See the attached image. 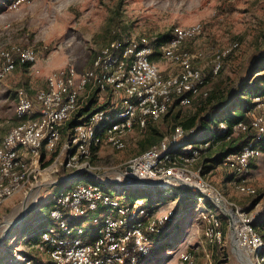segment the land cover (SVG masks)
<instances>
[{
	"label": "built area",
	"instance_id": "obj_1",
	"mask_svg": "<svg viewBox=\"0 0 264 264\" xmlns=\"http://www.w3.org/2000/svg\"><path fill=\"white\" fill-rule=\"evenodd\" d=\"M31 1L12 0L5 9L17 11ZM201 34V25L195 23L175 27L171 38L160 44H153L143 35L121 37L103 46L84 72L78 74L68 66L52 71L45 87L33 94L23 89L17 91L14 111L21 121L0 144V209L11 197L44 181L45 175L56 177L48 184H56L73 173L77 176L71 182L87 180L73 187H61L49 202L48 219L53 225L41 232L35 247L48 257L49 264H144L151 256L155 239L175 214L174 208L165 211L160 206L148 207L142 198L121 199L119 196L125 190H132L128 186L135 179L164 184L153 189L186 188L194 194L198 217L204 225L203 239L210 248L204 251L203 264H214L213 249L224 243L219 213L207 203L216 201L227 210L243 264H264V240L253 226L257 213L224 200L207 181L201 167H196L210 142L200 143L197 148L181 144L184 131L176 126L157 145L131 157L112 180L104 178L99 168L91 164L93 155L103 146L125 149V137L132 130L158 122L175 100L186 106L192 98L208 95L206 75L195 65L202 52H190L185 47ZM237 47L238 43H232L213 55L211 77L220 73L223 60ZM155 55L173 66L174 71L163 73ZM36 61L37 53L32 47L11 46L0 51V80L17 65H32ZM95 91L112 94L116 100L67 128ZM253 102L254 107L246 113L248 123H237L232 134L250 128L257 133V144L264 139V95L255 97ZM219 127L225 130L226 124L221 122ZM259 157H264V148L251 144L227 154L220 163L221 168L234 174V188L241 196L257 194L244 176L250 163ZM128 166L131 171H127ZM61 172L66 175L58 178ZM111 190L116 196L111 195ZM100 208L102 213L95 215ZM88 217L90 226L76 223ZM13 255L19 261L15 264H34L20 252L14 251ZM175 256L180 264H195L191 250L178 251Z\"/></svg>",
	"mask_w": 264,
	"mask_h": 264
},
{
	"label": "rangeland",
	"instance_id": "obj_2",
	"mask_svg": "<svg viewBox=\"0 0 264 264\" xmlns=\"http://www.w3.org/2000/svg\"><path fill=\"white\" fill-rule=\"evenodd\" d=\"M195 23L201 25L202 34L188 42L186 49L202 52L199 65L208 80V90L230 89L252 77L251 62L264 48V0H32L17 11L9 12L2 7L0 51L11 46L32 47L37 53V61L30 66L17 65L14 71L0 80V144L6 133L21 121L14 111L19 89L33 94L44 88L46 78L52 71L68 66L75 68L78 74L84 72L90 68L97 52L117 36L143 35L152 40L162 34L172 35L175 27H187ZM232 43H238V47L223 60L220 73L211 77L209 67L213 55ZM155 57L163 73L174 71L173 66L157 55ZM112 100H116L112 94L99 96L100 103L108 101V104ZM173 104L168 114L153 124L164 136L170 134L176 125V116L179 119L190 116L198 102L194 99L189 105L183 106L179 100H175ZM144 136L135 128L125 137V149L118 151L103 146L93 155L92 166L99 168L104 178L114 179L126 166V162L140 153L139 142ZM206 156L207 151L201 153L196 167H202L203 157ZM46 160H49L48 156ZM202 173L223 195L224 200L235 202L255 213H260L264 208V157L254 159L244 176L248 184L255 188V196L239 195L234 185L229 183L232 172L218 165H212L211 169L205 172L202 170ZM62 175L66 174L61 172L58 178H62ZM45 176L44 181L11 197L1 207L0 263L15 264L19 261L13 255L14 251L30 250L28 232L33 228V222L48 212L49 202L61 187L87 183L85 179H78L61 185L48 184L56 177L51 174ZM150 189L128 191L119 197L128 200L140 197L148 201L156 195L162 203V210L175 207L171 203L174 197L168 198L163 193L164 189ZM110 192L116 196L115 191ZM212 209L219 213L224 234L223 245L213 249L214 264H243L235 254L230 240L229 218L217 207ZM180 211L183 213L171 220L166 228L177 219V228L195 234L190 238L193 243L199 241L197 232L204 225L198 217L199 209L194 200L182 203ZM18 220L21 221L11 224ZM181 248L183 244L176 242L166 253H151L144 264H166L168 261L180 264L175 254ZM209 249L204 245V249L191 250L196 258L195 264H203L204 251Z\"/></svg>",
	"mask_w": 264,
	"mask_h": 264
},
{
	"label": "trees",
	"instance_id": "obj_3",
	"mask_svg": "<svg viewBox=\"0 0 264 264\" xmlns=\"http://www.w3.org/2000/svg\"><path fill=\"white\" fill-rule=\"evenodd\" d=\"M11 1L12 0H0V10L4 7V5ZM170 38V33L162 34L157 36L154 40L152 39V43H164ZM116 39H119L118 36ZM23 66H30V64H25ZM250 75H252V77L246 78L245 80L235 84L230 89L227 88L226 90L221 91L213 89L209 90L208 95L204 98L196 97L198 98V104L193 114L180 119L176 116V125L173 126L172 130L176 126H180L184 131V136L180 139L179 143L184 145L191 144L193 145V148H197V145L203 142L211 143V145L205 150L207 151L208 156L203 157L201 167L203 172L211 169L212 165L220 166L223 157L227 154L237 153L251 144L264 148V139L259 140L258 143L255 144L257 133L250 128H247V130L241 131L235 135L232 134L233 127L237 123H248L249 120L246 113L254 107L255 104L253 99L257 96L264 95V48H262V51L258 56L253 58L251 62ZM107 105V102H99L98 91L93 92L86 104L79 109L78 113L67 123V128L73 127L79 122V119L85 120L91 113L104 109ZM173 105L169 108V110L173 107ZM168 112L164 116H166ZM221 122L226 124L225 130L219 127ZM153 124L154 123H148L144 128L145 136L142 138V141L139 142L140 153L157 145L167 136H164L163 133L154 128ZM227 137L229 138L226 139ZM61 177H65V175H62ZM133 190L136 189L125 190V193L127 194L128 191ZM152 190L155 189H150L149 191ZM156 190L161 191L163 189ZM163 193L167 194L169 196L168 198H180L177 205L173 209V213L175 214L173 219H175V217L180 213L179 208L182 203L188 202L189 200L192 202L194 200L195 202L194 194L186 188H179L171 191L163 190ZM158 203H161V201L156 195L152 196L150 200L144 202V204L148 207H155ZM207 203L209 206L214 208L210 202ZM47 220H49L48 213L43 216L42 223H46ZM253 226L260 234L262 240H264V208H262L260 213H257L255 220L253 221ZM43 230V228H40L39 232H42ZM31 231H29L28 235L31 234L33 237L35 234H32ZM172 247L173 244L171 243L164 244L162 246L152 248L151 253H164ZM20 253L30 258L26 252Z\"/></svg>",
	"mask_w": 264,
	"mask_h": 264
},
{
	"label": "crops",
	"instance_id": "obj_4",
	"mask_svg": "<svg viewBox=\"0 0 264 264\" xmlns=\"http://www.w3.org/2000/svg\"><path fill=\"white\" fill-rule=\"evenodd\" d=\"M4 8H5V5H4ZM188 44L189 43H186L185 44V47H187ZM200 59L195 62V65L196 66H199L200 67V65H199L200 64L199 63ZM45 85H46V82L44 84V87H45ZM100 95L101 96H104L105 94H99V96ZM194 99H198V98H192L191 100H194ZM104 102H108V101H104ZM109 103H108V105H109ZM136 129H138V128H136ZM139 131H141L144 134V129L139 130ZM231 174H232V178H231V180H229V183L232 184V185H234L235 182H236V179H235L234 174L233 173H231ZM179 199L178 198L172 199L171 200L172 201L171 203H174L173 205L176 206L177 205V202L179 201ZM160 204H162V203H158L156 206H160ZM170 205H172V204H170ZM172 207H174V206H172ZM102 211H103V209L100 208L99 211L95 213V215L101 214ZM181 213H183V211H180V213L178 215L180 216ZM90 220H91V217H88V218H85V219H79V220L76 221V223L77 224H80V223L85 224V222H88L87 223V226H90V224H91L90 223ZM42 221H43V216L40 219H38L37 221H34L33 222L34 223L33 224V228H31V229L34 232H32L31 229H30V231H31L32 234H35V235L32 237L31 234H29V236H28V244L31 246V248H30L29 251H25L26 254L29 255L30 259L34 262V264H49L50 263V260L48 259V257H46L45 255L39 253L36 250V248H35L36 245L40 242L41 232H39V229L40 228L45 229V228L53 225V223L50 220H47L46 223H42ZM178 225H179V223H178V220L176 219L173 222V224L169 225L166 228V230H164V232L159 237H157L155 239V243H154L153 248H156L157 246H162L164 244H169V243L173 244V246H174V244L176 242H179L180 245L183 244V248H181L179 251L192 250V249L198 250L199 248L204 249V245H206V243H205V240L203 239L202 230H200L199 232H197V235H198V237H199L200 240L193 243L190 240V238L193 237L195 234H192V233H189L188 234V231H186V230H184V231L179 230L177 228Z\"/></svg>",
	"mask_w": 264,
	"mask_h": 264
},
{
	"label": "water",
	"instance_id": "obj_5",
	"mask_svg": "<svg viewBox=\"0 0 264 264\" xmlns=\"http://www.w3.org/2000/svg\"><path fill=\"white\" fill-rule=\"evenodd\" d=\"M131 166H128L127 167V171H131ZM76 176H77V173H73L71 174L70 176L60 180L59 182H57L56 184H65V183H68V182H71L73 181L74 179H76ZM164 184L162 182H157V183H151V182H147V181H142V180H134L133 184L129 185L128 188L130 189H145V188H157L159 186H163ZM214 202V201H213ZM214 206L217 207L223 214L227 215L228 216V213H227V210L224 206V204L222 205H218L216 203H214ZM21 220H18V221H15L13 222L14 223H18L20 222ZM230 230H231V234H230V240L231 242L233 243V240H234V234L232 232V227H230ZM233 247H234V252L235 254L239 257L240 260H243V254L242 252L239 250L238 247L235 246V244H233ZM246 260H248L246 258Z\"/></svg>",
	"mask_w": 264,
	"mask_h": 264
},
{
	"label": "bare ground",
	"instance_id": "obj_6",
	"mask_svg": "<svg viewBox=\"0 0 264 264\" xmlns=\"http://www.w3.org/2000/svg\"><path fill=\"white\" fill-rule=\"evenodd\" d=\"M216 203H218V205H221L222 204V203L217 202V201H216ZM11 224H13V222ZM233 244H235V246L237 247V244L235 243V240H233ZM244 264H250V263L248 261H246V262L244 261Z\"/></svg>",
	"mask_w": 264,
	"mask_h": 264
}]
</instances>
